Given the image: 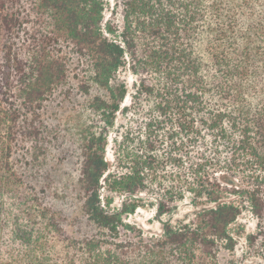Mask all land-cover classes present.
Segmentation results:
<instances>
[{"label": "trees", "instance_id": "obj_1", "mask_svg": "<svg viewBox=\"0 0 264 264\" xmlns=\"http://www.w3.org/2000/svg\"><path fill=\"white\" fill-rule=\"evenodd\" d=\"M110 7L0 0V264H196L195 244L231 240L245 210L264 235V0H114L106 18ZM123 69L136 78L122 107ZM73 85L100 121L82 139L81 207L94 232L81 237L17 164L41 168L44 111ZM121 111L139 122L117 129L111 164ZM187 192L202 205L192 221L132 234L126 219L146 199L161 217Z\"/></svg>", "mask_w": 264, "mask_h": 264}, {"label": "rangeland", "instance_id": "obj_2", "mask_svg": "<svg viewBox=\"0 0 264 264\" xmlns=\"http://www.w3.org/2000/svg\"><path fill=\"white\" fill-rule=\"evenodd\" d=\"M110 1L111 7L105 11L106 18L110 16L114 4V0ZM116 20H120V16H117ZM119 75L120 79L126 81L129 91L122 107L129 106L130 93L133 91L136 77L129 69H123ZM69 90L70 94L66 97L60 90L56 91L44 111L48 143L41 168L28 169V164L21 159L17 164L25 180L34 185L43 195L47 206L58 213L66 233L81 237L84 233L94 230V227H88L81 207L79 179L83 160L82 139L92 126H99L100 121L88 108L87 97L78 91L76 85ZM138 122V118L126 115L122 111L117 114L105 153L111 164L115 161L113 137L117 129L122 126L120 130L123 132L131 124L138 125ZM121 200L122 197L116 196L113 206H118ZM146 200L145 205L129 215L126 222L134 227L131 230L132 234L137 236L142 233L147 238L161 236L165 221L170 220L173 223L192 221L202 208V205L195 203L193 195L187 192L183 199L173 203L169 212L160 217L156 213L154 197ZM257 226L258 220L249 210H245L236 222L229 226L231 240H219L208 245L195 244L196 264H264V235ZM205 231L209 232L208 229ZM250 233L260 234L257 244H250L247 239Z\"/></svg>", "mask_w": 264, "mask_h": 264}]
</instances>
